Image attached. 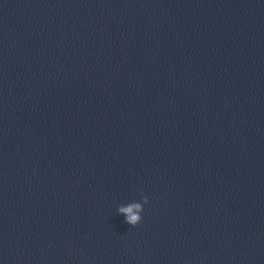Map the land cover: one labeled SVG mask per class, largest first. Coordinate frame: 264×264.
Segmentation results:
<instances>
[{
  "label": "clouds",
  "instance_id": "1",
  "mask_svg": "<svg viewBox=\"0 0 264 264\" xmlns=\"http://www.w3.org/2000/svg\"><path fill=\"white\" fill-rule=\"evenodd\" d=\"M140 195L142 197V202L133 201L130 203H121L117 206V212L124 215L125 222L132 228L137 227L141 223L144 205L149 203L147 195L143 192H141Z\"/></svg>",
  "mask_w": 264,
  "mask_h": 264
}]
</instances>
